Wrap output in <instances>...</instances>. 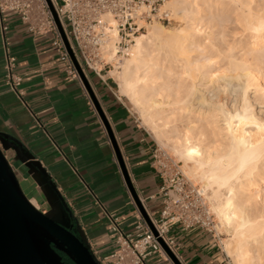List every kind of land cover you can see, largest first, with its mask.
Masks as SVG:
<instances>
[{
    "label": "bare ground",
    "instance_id": "bare-ground-1",
    "mask_svg": "<svg viewBox=\"0 0 264 264\" xmlns=\"http://www.w3.org/2000/svg\"><path fill=\"white\" fill-rule=\"evenodd\" d=\"M163 6L181 25L167 28L158 21L145 23V31L133 36L127 56L110 74L154 137L171 143L184 165L190 162L188 169L200 173L205 183L200 193L207 195L227 232L221 242L224 253L233 264H264V122L255 117L245 94L233 112H224L220 106H212L207 113L189 107L196 86L214 78L242 77L243 93L251 87L264 95L261 70L253 66L264 59V0H166ZM219 12H224V18L232 15L233 22L247 32L248 40H238L243 41L244 59L235 58L230 46L224 53L226 48L215 45L219 34L215 29L225 21ZM102 19L110 30L101 48L108 59H119L115 22L108 16ZM207 47L219 58L221 54L227 58V68H218L217 54H205ZM181 118L184 124L179 128L175 122ZM30 202L38 207L34 199Z\"/></svg>",
    "mask_w": 264,
    "mask_h": 264
},
{
    "label": "crops",
    "instance_id": "crops-1",
    "mask_svg": "<svg viewBox=\"0 0 264 264\" xmlns=\"http://www.w3.org/2000/svg\"><path fill=\"white\" fill-rule=\"evenodd\" d=\"M6 20L8 28L4 35L0 27V133L15 137L20 144L2 138L3 154L15 176L32 185L25 196L34 199L37 208L43 205L42 212L53 210L61 220L72 224L74 234L86 241L93 254L108 255L116 246L107 214L116 217L125 232L132 236L138 233L137 211L111 146L109 150L108 137L81 83L68 75L66 64L59 59L48 38L30 34L16 15ZM6 54L14 57L13 73L20 77L17 91L6 83ZM110 101L109 119L131 182L146 211L158 217L163 196L158 175L150 165L154 144L119 98L110 97ZM108 155L117 164L112 162L114 183L103 165ZM57 163L73 178L68 185L71 193H66L51 171V165ZM74 170L85 176L83 183ZM50 182L67 210L60 206ZM130 206L133 211L129 210ZM169 234L175 239L176 253L183 264H225L214 236L206 230L174 224L169 226ZM147 263L172 264L157 254L149 256Z\"/></svg>",
    "mask_w": 264,
    "mask_h": 264
},
{
    "label": "built area",
    "instance_id": "built-area-1",
    "mask_svg": "<svg viewBox=\"0 0 264 264\" xmlns=\"http://www.w3.org/2000/svg\"><path fill=\"white\" fill-rule=\"evenodd\" d=\"M166 0H0V27L3 35L8 28L6 18L16 15L30 34L46 37L54 47L59 59L68 62L61 31L80 64L97 75L107 64L102 57L101 46L108 40L110 26L103 16L111 18L116 25L119 40L116 54L120 58L132 43L133 36L144 30V24L153 20L171 22L172 13L162 6ZM5 19V21H4ZM5 46L7 39L4 36ZM100 64V68H97ZM6 83L17 91L20 77L14 75V57L6 54ZM68 75L74 77L68 65ZM151 168L160 180L163 196L158 217L147 213L157 235L150 230L146 221L137 212L135 236L119 226L118 219L107 214L110 230L115 233V248L105 256L93 254L99 264H148L153 254L167 260L168 255L158 238L176 254L175 239L169 234V226L180 224L188 229L199 227L213 233L214 220L199 188L181 171L178 162L157 144L151 152Z\"/></svg>",
    "mask_w": 264,
    "mask_h": 264
},
{
    "label": "rangeland",
    "instance_id": "rangeland-1",
    "mask_svg": "<svg viewBox=\"0 0 264 264\" xmlns=\"http://www.w3.org/2000/svg\"><path fill=\"white\" fill-rule=\"evenodd\" d=\"M164 7L165 6H162V10H163ZM165 8H167V7H165ZM219 13H221V12H219ZM222 14L224 16V12H222L219 15H221V17H222ZM217 15L218 14H216V16ZM174 16H175V14L173 15V13H172V17H174ZM229 16H231L233 18L232 15H229ZM221 17H220V20H224L225 19L226 22L225 21L219 22V20H218V22H219L218 25L219 26L215 30H216V33L219 32V34L217 33L218 36L216 37V41L214 40V43L216 42L215 45L216 46L218 45L219 48H221L222 50H224V48H226L227 46H230V47L234 48L233 51H231V52H233V55H235V58L236 57H237V59L240 58L238 60L244 59L245 48H243V45L241 46V44H243L242 43L243 41L249 39L248 34L246 35L247 32H245L242 27H239L240 25L238 26V24L233 22L234 18L232 19L230 17L229 18H227V17H225V18L222 17L221 18ZM176 18H177V16L175 17V19L173 18V20L171 22H164V23L163 22H159V21L158 22L163 24V25H165L167 28L177 27V26L181 25V21L179 19L177 20ZM153 21L156 22L157 20H153ZM179 21H180V23H179ZM151 23H153V22H151ZM220 23H222V24H220ZM215 30H214V34H215L214 36H216ZM143 31H145V28H144ZM143 31H140V32H143ZM220 32H222L221 35H220ZM139 33H137V34H139ZM244 38H245V40H244ZM238 40H243V41H238ZM238 42H240V44ZM231 44H234L233 45L234 47ZM218 46H217V48H218ZM65 48H66L67 53H68V62L67 63L64 62V63L66 64V68L69 65L74 71V77H72L70 75L69 76L72 77V78H75L76 80H78L81 83V85H82V87L84 89V92H85L86 96L88 97V99L90 101L92 110H93L94 114L96 115V117L98 118V121L100 122L102 129L104 130L105 134L108 137L109 150H111V147H112V149L114 151L115 159H116L117 164L119 166V170H120V174H121L122 178H123V174H122V171H121L120 163H119V160L117 158V154H116V150L114 148V145L118 149V152H119V154L121 156V160L123 162V165H124V167H125V169L127 171V174L129 176L130 180H131V177H130V174H129V168H128L126 159L124 158V155H123V153L121 151V148H120V145H119V141H118V139L116 137V134L114 132V129H113L112 124H111L110 119H109L108 106H109V103L111 102L110 101V97L119 98L120 101L125 106H127L129 108V110L131 111L133 116L136 118V120H137L138 124L141 126V128H143L144 130L147 131V133L149 134L153 144L154 145L157 144V145H159V146H161V147H163V148H165L167 150V152L173 157V159L176 162H178V165L180 166L181 171L186 176H188V178L199 188V192H200V190L203 189L204 184H205L204 181H202L201 178H200V173L197 170L188 169L189 167L190 168L192 167V164L190 162L188 164H186V166L187 165H189V166L186 167L184 165L183 161L180 160L173 153V151L171 150L172 149L171 148V143H169L167 141H162V140L159 141V140H157L154 137V135L152 134V132L149 130V128L146 126V124L142 121V119L140 118L137 110L130 104V102L127 100L126 97H124V96H122L120 94V91H119V88H118V83L115 80V78L110 74V72H111V70H114L115 66H119L120 65V63L123 61V58L127 56V52H126V54L121 56L119 59L116 56H114V58L110 60L104 54V49L101 48L102 56L107 61V64L104 65V68L102 69V71H100L99 75H97L94 71H91L89 69L84 68L80 64V62L78 61L77 57L74 55L76 60H77V62H78V64H79V67L81 68V71L83 73V76H81L78 73L77 68H76V66H75V64H74V62H73V60H72V58H71V56L69 54L68 48L66 46H65ZM207 49H208V47H207ZM209 50L211 52L210 48L207 51H209ZM226 50H227V48L225 49L224 53H226ZM71 51L73 52L72 49H71ZM207 51H204V52H206L205 54H209L210 55L212 53L213 54L216 53L213 50H212L213 52H211V53H209ZM239 53H240V56L236 55V54H239ZM73 54H74V52H73ZM223 56L224 55L221 54L220 58H219V56L217 54V56H216L217 58L214 57V60L218 62V63H216V64H218L217 65L218 68L221 67L220 70H222L224 67L227 68L226 62L228 64V61H226L227 58L225 56L224 57ZM242 56H243V58H241ZM221 57H222V59H221ZM245 57L248 58V55H246ZM219 59H221V60H219ZM249 59H250V57H249ZM249 59H246V60L249 61V63H251V61H253V62L255 61V60H249ZM260 60H259V62L256 60L257 62L256 63L254 62L253 66L255 67L257 65L256 69L257 70L259 69V70L262 71V69L264 67V64H263L264 62H262V61H264V59L263 60L260 59ZM219 62H220V64H219ZM260 62H262V63L260 64ZM101 66H103V65L100 64L98 66V68H100ZM261 71H260V73H261L260 80L264 81V79H262V78H264V77H262V76H264V69H263V72H261ZM239 72L240 71H237V73H239ZM257 73L260 75V73L258 71H257ZM241 78L242 77H240V78L239 77H237V78L235 77V78H232V79L228 78L229 81L227 80V78H221V79L220 78L219 79H215L214 78L212 80V82L201 81L202 84L201 85L199 84L200 86L199 85L196 86V90H195L196 92L194 91V94L190 98V101H189L190 106L189 107L190 108L192 107L193 110H202L204 113H207L211 109L212 106L214 108H216V109H219L218 106H220V107L223 108L222 111H224V109H225V111L227 110V111L233 112V111H236L237 109H239L238 107L241 106L240 104H242V95L245 94L246 96L245 95L244 96L247 97L246 101H248L247 105H249V107L251 106L250 109L251 110L253 109L252 111H254L253 114L255 115V117H257V119L262 120L264 122V95H262V93L260 94L259 92H254V89L251 88V87H250L251 89L248 88V90L245 91L246 93H243L244 91H242L243 90V86L242 85L244 84V82H243L244 79L242 78V80H241ZM187 82L189 83L190 81L188 80ZM206 110H208V111H206ZM217 114H218V117H220V115H219L220 113L218 111H217ZM182 119L183 118H181V121H182ZM181 121H176L175 122V124L177 123L176 125L179 128H181L183 126V124H184L183 123L184 121H182V122ZM97 133H99L98 130H97ZM210 138H212V137H210ZM113 141H114V144H113ZM112 162L114 163L115 166L117 165L116 162L113 161L112 157L110 155H108V160H107L106 164L103 163V165H104V167H106V171H107L109 180L112 183H114L113 176H112ZM71 166H72V168H75L74 165L71 164ZM51 171L59 178V180L61 181V183L63 184V186L65 188L66 193H71V191L68 188L69 187L68 185H69V183L71 182V180L73 178L72 177L69 178L68 171L66 170V168L62 167V165L60 163H57V165L56 164H52L51 165ZM74 171L76 172V173L74 172L76 174V177L78 179H80L81 182H82V180L84 179L85 176L80 174L79 171H77V170H74ZM16 178H17V180L19 182V186H20L21 190L27 196V194L32 189V185L30 184V182H27V181H24V180H20L18 175H16ZM123 181H124V178H123ZM75 187H78V186H75ZM112 188H113V190H116L115 186H113ZM204 192H205V190H204ZM137 195H138V192H137ZM138 197L140 199V196H138ZM203 197H204V200H205L207 206L209 207L210 212L212 213V216H213L214 225H215V227H214V229H215V236H214L215 243L217 244V246L219 248V251L221 253V257L223 258V262H225V264H233V259L231 257H228L224 253L223 247H222V243L228 237L227 236V232H225L223 224L220 223L221 221H219V218L215 215V213H214V211H213V209L211 207V203H209L210 200L208 199L207 195L203 194ZM140 201H141V199H140ZM133 203H134V201H133ZM141 203L143 205L142 201H141ZM134 206H135L136 211L139 212V210L137 209L135 204H134ZM143 207H144V205H143ZM38 209L40 211H43L45 209V207L43 205H39ZM144 209H145V207H144ZM129 210L133 211L131 206L129 207ZM145 211H146V209H145ZM146 213H148V212L146 211ZM139 214H140V212H139ZM141 217H143V216L141 215ZM109 231H110V234H111V236L113 237V240H114L115 239V233L112 232L110 229H109ZM210 234L213 235V233H210ZM173 254L176 256V258L179 260V262L181 264H183L180 261L177 253L176 254L173 253ZM167 260L170 261L172 264H174L170 260L169 257H168Z\"/></svg>",
    "mask_w": 264,
    "mask_h": 264
},
{
    "label": "water",
    "instance_id": "water-1",
    "mask_svg": "<svg viewBox=\"0 0 264 264\" xmlns=\"http://www.w3.org/2000/svg\"><path fill=\"white\" fill-rule=\"evenodd\" d=\"M62 37L68 48L69 54L83 76L79 64L69 48L67 40L62 32ZM2 138L11 139L18 145L20 142L13 136L0 133ZM0 142V264H62L60 257L51 247L54 244L74 264H99L86 241L70 231V224L61 220L53 210L43 213L36 208L25 196L19 186L13 168L3 154ZM114 144V141H113ZM117 158L120 163L125 185L134 204L143 216L150 230L156 236L153 227L127 171L121 160L117 147L114 145ZM52 191L58 196L60 206L67 210L61 195L57 193L55 186L50 182ZM168 257L174 264H181L176 256L158 238Z\"/></svg>",
    "mask_w": 264,
    "mask_h": 264
},
{
    "label": "flooded vegetation",
    "instance_id": "flooded-vegetation-1",
    "mask_svg": "<svg viewBox=\"0 0 264 264\" xmlns=\"http://www.w3.org/2000/svg\"><path fill=\"white\" fill-rule=\"evenodd\" d=\"M70 231L75 233L72 224L70 225ZM50 245L55 250L56 254L60 257L62 264H74L62 251L57 249V247L54 244L51 243Z\"/></svg>",
    "mask_w": 264,
    "mask_h": 264
}]
</instances>
